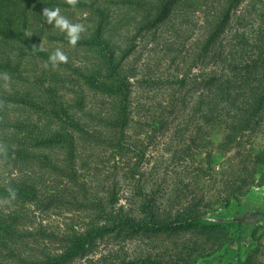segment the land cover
Here are the masks:
<instances>
[{
  "label": "rangeland",
  "instance_id": "obj_1",
  "mask_svg": "<svg viewBox=\"0 0 264 264\" xmlns=\"http://www.w3.org/2000/svg\"><path fill=\"white\" fill-rule=\"evenodd\" d=\"M222 2L183 0L153 24L159 0H0V264H264V107L240 132L195 115ZM45 8L82 26L75 44ZM222 39L264 63V0H241ZM141 197L181 212L120 225Z\"/></svg>",
  "mask_w": 264,
  "mask_h": 264
},
{
  "label": "trees",
  "instance_id": "obj_2",
  "mask_svg": "<svg viewBox=\"0 0 264 264\" xmlns=\"http://www.w3.org/2000/svg\"><path fill=\"white\" fill-rule=\"evenodd\" d=\"M180 1L183 0H166V2L159 0L163 5L160 6L159 12H157L153 19V24H162L167 21L172 14V10H174L172 7L176 4L178 5ZM240 2L241 0H223L221 4L213 9L211 16L206 20L207 34H205L204 46L201 48L202 56L218 59L217 63H219L221 69L219 68L218 72H213L206 79H203L198 86L196 100L194 101L196 106L195 115L199 111V123L211 124L215 127H221L228 123L229 127H226V129L234 132H240L246 126H249L250 120L256 118L264 107V96L261 93L264 86H262L261 80L258 79L260 69L264 67V63L261 61L262 58L259 57L248 62L244 61V63L239 62L237 60L240 57L238 56L239 49L237 46L233 45L232 48L226 51L227 45L223 43L224 39H222L230 25L233 11L238 7ZM100 30L97 28L96 38L92 43H99L101 37ZM2 33L4 32H0V34ZM241 41L239 39L237 43H241ZM17 42L19 47L23 49L22 51L26 47L28 48V52L26 50L20 52L23 56L29 55L25 54L26 52L32 54L30 56L45 57V53L41 49L30 47L26 39L19 38ZM240 46H243V44ZM259 47L257 46V48ZM116 73L114 72V74ZM225 114L229 115V118L225 119L226 123L223 120L226 117L224 116ZM141 198L143 202L137 213L142 218L138 220L131 217V215H126L124 218L116 220L120 225H126L125 227L134 228V230L143 227H166V223L163 221L171 219L175 211L176 213L181 212V210L172 211L173 209L170 210L168 208L162 210V208L155 207L149 198ZM100 211L103 213L105 209L103 208ZM191 212L190 208L184 211L186 215ZM189 217L191 218L186 221L188 228L200 225L199 221H201V218L199 216ZM201 225L203 229L209 227V224ZM93 230L94 227H91L88 232H83L79 237L78 235L75 236L74 239L81 242L91 235ZM75 253L76 251L66 252L62 256H59L58 259H65L64 257L70 254L72 256ZM49 259L54 261L52 258H47V260ZM28 263L35 264V262Z\"/></svg>",
  "mask_w": 264,
  "mask_h": 264
},
{
  "label": "clouds",
  "instance_id": "obj_3",
  "mask_svg": "<svg viewBox=\"0 0 264 264\" xmlns=\"http://www.w3.org/2000/svg\"><path fill=\"white\" fill-rule=\"evenodd\" d=\"M43 14L47 18V22H51L53 18H55V26L60 28L62 31H66L70 43L75 44L76 40L78 39V34L82 30V26L80 24H73L70 23L67 18H65L60 13L59 8L55 9H47L43 10ZM68 57L59 49H57L54 53L49 56V60L55 66L59 62H66Z\"/></svg>",
  "mask_w": 264,
  "mask_h": 264
}]
</instances>
